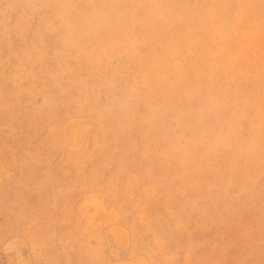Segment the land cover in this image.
Listing matches in <instances>:
<instances>
[{
    "label": "rangeland",
    "instance_id": "obj_1",
    "mask_svg": "<svg viewBox=\"0 0 264 264\" xmlns=\"http://www.w3.org/2000/svg\"><path fill=\"white\" fill-rule=\"evenodd\" d=\"M0 264H264V0H0Z\"/></svg>",
    "mask_w": 264,
    "mask_h": 264
}]
</instances>
